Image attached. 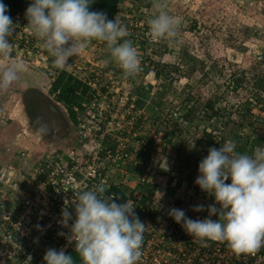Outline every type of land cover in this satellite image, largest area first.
Here are the masks:
<instances>
[{
    "label": "built area",
    "instance_id": "2783aa9c",
    "mask_svg": "<svg viewBox=\"0 0 264 264\" xmlns=\"http://www.w3.org/2000/svg\"><path fill=\"white\" fill-rule=\"evenodd\" d=\"M11 19L15 27L14 35L10 37L14 45L11 54L37 66L51 65L53 58L39 47V41L31 34L25 22V15L19 14ZM142 29L134 31L131 40L137 49L140 66L145 59L139 51ZM148 30L150 34V28ZM148 39L150 42L158 41L149 35ZM93 45L94 50L102 53L105 51L98 44ZM87 49L88 47L72 60L70 58L68 64L71 75L87 84L91 94V98L83 103V111L76 107L79 111L78 135L81 143L46 153L29 168L12 163L0 164V264H43V256L49 248H63L65 253L74 249L75 241L68 239L70 229L60 224L65 203L70 204L78 193L92 190L101 184L107 189L104 195L113 196L117 201V193L113 187H121L128 182L127 174L138 171L140 166L145 169L141 176L143 182L149 183L157 176L160 182L166 183L168 189L164 196H154L151 199L144 200L136 193L128 197L127 201H132L136 215L146 225L143 255L138 264H264V247L254 252L236 253L222 242L209 240L206 245H201L167 215L169 209L177 208L184 210L190 219H204L208 215L207 211L195 212L192 210L193 206L210 205L214 198L202 192L195 184V163L191 164L174 156V164L166 167L168 174H159L162 163L154 157L153 150L164 145L162 134L152 136L148 141L143 140L137 151L129 149L128 138L115 147L105 142L106 136L115 126L121 128L120 111L128 103L131 92L128 90L119 95L117 104L121 106L117 110H109L108 99L113 89L108 77H113V74L103 70L106 66L104 61H96L102 54L95 52L94 57L91 52L88 54ZM115 69L119 75H125L119 65ZM74 72L80 73L77 75ZM137 74L138 72L135 75ZM135 75L127 76L130 79L127 80L131 83ZM262 107L264 108V104L255 109ZM255 109L253 107L251 110L252 117L256 116ZM84 115L86 120L83 119ZM139 115L140 113H133L126 125L131 129L139 125ZM175 117L178 118L179 115L176 114ZM172 123L171 119L166 120L167 125ZM261 123L264 125V118ZM140 129H135L132 135L137 136ZM207 129L213 134L209 148L218 149L227 141L233 142L231 139H224V126ZM192 135L190 134V140ZM257 146H264V140L262 144L250 146L247 153L241 154L251 155ZM208 149L201 147L197 155L206 157ZM235 151L240 153L236 148ZM22 155H26V152H22ZM118 173H121V178H118ZM226 183H230V180ZM70 211L74 216V209L70 208ZM212 219L217 217L213 216ZM60 232L65 235H58Z\"/></svg>",
    "mask_w": 264,
    "mask_h": 264
},
{
    "label": "clouds",
    "instance_id": "9594fccd",
    "mask_svg": "<svg viewBox=\"0 0 264 264\" xmlns=\"http://www.w3.org/2000/svg\"><path fill=\"white\" fill-rule=\"evenodd\" d=\"M94 0H31L25 11L27 26L49 54L56 69L63 70L69 59L80 55L93 40L106 42L110 59L126 76L140 70L137 49L125 37L127 28L118 17L109 20L104 12L90 11ZM148 20L153 40L175 38L178 21L169 14L164 0H154ZM8 8L0 0V57L9 59L15 33ZM123 41V42H121ZM23 62L12 61L0 67V92H7L24 72ZM195 144L190 148H194ZM234 142L211 147L198 165L195 184L214 198V202L193 206V211H207L204 219H190L182 209L171 208L167 215L179 224L195 242L226 243L236 253L254 252L264 247V146L251 155L235 151ZM230 183H226L229 181ZM103 184L77 194L61 212L60 224L69 228V241L82 264H138L146 225L136 215L131 200L117 203L105 196ZM74 209L73 212L70 211ZM215 216L217 219H212ZM71 224L69 225V222ZM58 235H65L63 232ZM31 261V256L28 257ZM43 264H75L62 248H49Z\"/></svg>",
    "mask_w": 264,
    "mask_h": 264
},
{
    "label": "rangeland",
    "instance_id": "374dc122",
    "mask_svg": "<svg viewBox=\"0 0 264 264\" xmlns=\"http://www.w3.org/2000/svg\"><path fill=\"white\" fill-rule=\"evenodd\" d=\"M153 3L154 0H121L119 15L121 17H125L123 15L126 14L129 15L127 16L129 20L127 24L132 25L134 29L135 27H137L136 29L144 28V30L142 29L144 33L148 31V35L151 38L148 30V20L153 12ZM164 3L167 6L169 14L178 21L177 36L172 39L161 38L158 41L150 42L149 39H146L144 34H141L142 42L139 44V51H141L148 63L150 62L149 60L155 59L166 63L177 64L178 66L182 64V66H179L181 67V72H178V74L173 72V77H178L173 82L174 87L177 86L180 88L190 82L192 83L191 85H194L192 86L193 89L199 88L200 94L197 95H200V97L204 99L212 98L217 92V95H220L218 97H221L222 101H226L229 107L231 106L233 109L247 99H253L254 90L251 88L253 87V77L256 72L261 70L264 71V0H254L246 4L238 3L235 0H164ZM25 21L28 23L26 18ZM132 38L133 35H131V40ZM144 39H146L149 44L146 45L145 42H143ZM155 43H160L161 48L155 49ZM87 51L88 54L91 52L92 56L95 55V52L96 54H102L96 58V61H104L106 66L103 70L109 74H113V77H108L109 83L112 85L111 88L113 89L109 94L110 99H113L119 91H128L130 88H134L133 83L127 80L122 81L121 78L128 79L129 77L123 74H120V77H118L119 72L115 69V66L118 64L110 59V53H108V55L106 49L104 51L105 53H102V51L94 50V45L92 44L88 47ZM11 55L15 54L13 53ZM33 64L35 65V63ZM143 65L142 62L140 67ZM35 66V68L40 69H36L40 71L39 73L44 72V69L48 71H52L50 70L51 68L54 69L52 65L48 67L41 66L40 64ZM142 69L143 68H140L138 72L140 73ZM63 70L70 73L69 68H64ZM80 72L74 73L79 75ZM58 74L59 72L56 70L53 71V75L47 74L48 79H51V81H48L53 83L54 80L52 77H57ZM141 74L142 73L139 75L137 74L134 77H143ZM232 75H235L237 79L240 78V81H242V85L237 91L233 90L234 83ZM143 78H145V82L148 81L146 77ZM30 81V84L34 87H39V84L40 86H46V84L38 83L36 77L34 81L33 79ZM122 82H124V84ZM122 87L124 88L122 89ZM174 87H171L173 93L175 90ZM111 96L113 98H111ZM171 96L173 95L171 94ZM16 97L17 96L13 97V102L16 101ZM116 98L117 97L114 98V101H116ZM174 98H176L174 105L176 108L181 101L177 96ZM55 99L57 100L56 95ZM2 100L3 99L0 101ZM118 100L119 97L117 98V101ZM117 101L115 103L116 105ZM115 107L117 110V106ZM253 107L255 109V107L258 106L255 104ZM172 108L173 115H176L177 113L174 114V112H178L177 109L174 107ZM62 109L64 111L62 113H65L64 116L69 115L65 105ZM255 110L256 116L251 117L254 120V124H249L247 122H245V124L243 123L246 129L244 133L247 135L251 134L253 137L255 135L257 137L263 136L264 125L261 123V119L264 118V114H262L264 108L262 107ZM125 111L126 109H123L120 112L124 113ZM83 119L86 120V115L83 116ZM127 121L128 120L125 119L120 120L121 128L115 126L109 133L118 137H123L125 133L131 134L126 135L131 145L134 147H141L143 144V139H141L143 135L147 137V140L145 138L144 141H148L150 138L142 133H138L137 136L132 135L135 131L133 128L131 129L126 125L128 124ZM70 122H72V120ZM73 125L74 124L71 126L70 137L68 138L70 143H68L69 146H76L73 142L79 137L80 126ZM210 125H205L206 129L208 126L210 127ZM166 126V123H162V125L158 127L160 130L157 131L156 134L159 135L160 133L164 136ZM151 129L152 128H150V130ZM202 130L203 129H201L200 132H202ZM141 131H143V127L140 129V132ZM224 134H227V132L224 131ZM68 144L62 143L61 147L66 148ZM185 144L188 145L186 142ZM154 150H158V152L161 153L160 156L166 154L165 148L156 147ZM46 153H52V151H47Z\"/></svg>",
    "mask_w": 264,
    "mask_h": 264
},
{
    "label": "crops",
    "instance_id": "0c3cea01",
    "mask_svg": "<svg viewBox=\"0 0 264 264\" xmlns=\"http://www.w3.org/2000/svg\"><path fill=\"white\" fill-rule=\"evenodd\" d=\"M126 3V2H125ZM130 14V13H128ZM125 17L119 16L120 21L122 24L127 28L128 35L125 37V39L131 40V35H133V30L139 31L140 28L136 29L137 27H134L132 25H128L127 22L129 21L127 19V16L129 15H123ZM143 34H145L143 32ZM123 42V41H121ZM92 44H98L100 47H102L104 50L106 49V53H109V50L107 49L106 42L93 40L90 43L87 44V47H90ZM109 55V54H108ZM19 60L23 62L25 69L22 74H20L19 79L17 82H15L11 89H9L7 92H0V164H15L20 167H26L29 168L34 164V161L40 160L44 155H46L47 151H55L58 149H61L62 143H69L68 138L70 137L71 132V126L74 124L73 122H70L69 115L64 116L62 112L64 104L60 102L57 98L55 99V93H51V87L52 83L51 79H48L47 74L53 75V71L56 69L53 64L52 67L54 69H50L52 71H48L44 69V74L39 73L40 71L36 70L39 68H35L36 66L29 60L20 58L16 55H11L9 59H5L3 57H0V67H5L12 61ZM72 60V58H71ZM155 60V59H154ZM157 61V60H155ZM70 62V60H69ZM164 62V61H163ZM34 67V68H33ZM65 68H69L66 66ZM143 69L140 71L142 73L141 75L143 77H146L148 81L145 82V78L139 76V78H134V80L131 81L133 83L134 88H130L129 91V101L124 107L126 111L124 113H121V118H124L125 120H130V116L133 113H140L139 117L137 119L139 120V125H136L134 130L137 128H142L143 131H139V133L145 134L147 136L152 137L154 134L157 133V131L160 130L158 128L162 125V123H166V120L171 119L174 123L171 125L166 126V132L164 134V148L166 149L164 155L160 156L161 153L158 152V150H154L153 155L160 161L161 166L163 168H160L159 174L161 176L167 175L168 170L166 167H170L174 164L173 157L176 156V150L178 149L179 145L181 144V141L185 139L184 135L182 134L183 131H185V127L183 122H181L180 125H177L178 118H176V115H173V108H175V99L174 93L171 90L172 86H169V78L165 76H157L156 71L154 68L152 69L150 67L143 66ZM40 70V69H39ZM42 71V70H41ZM57 72L61 71L60 69H56ZM64 71V70H63ZM195 72V71H194ZM39 73V75H38ZM138 72V75L140 74ZM70 74V73H69ZM36 77L38 79V83L46 84V86L42 85L39 87H34L30 84V80ZM120 77V75H119ZM141 77V78H140ZM54 76L52 79L54 80ZM122 78V81L127 80V78ZM129 79V78H128ZM231 79V77H230ZM49 80V81H48ZM128 81V80H127ZM164 82L167 84V86H164ZM124 84V82H122ZM192 83H186L182 87H177L173 85L174 91L176 92H183L186 95H190L193 99L192 101L187 102H180L179 106L176 107L178 112L177 113L180 116H188L186 124H192L193 126L201 125L202 132L204 133V129L206 132H208V129L204 128L203 122L207 121L208 125L212 129H215L213 127L214 121H208L206 117V113H208L209 105L208 102L215 98L218 93L214 94L212 98H201L199 88H192ZM124 87H122L123 89ZM252 88V87H251ZM37 90V93L47 100V103L49 104V107L56 109L57 111H60L61 114H63L64 122L63 127H59L58 124L55 126H48L50 129H43L39 127H35L31 123V119L29 118V115H27L25 111V104H24V96L27 95L29 92ZM125 91H119V93H115V97H119V95H123ZM164 93L163 101L164 103V109L160 110L158 108V105L156 103V100L159 99V94ZM54 94V95H53ZM171 94L174 96H171ZM21 95V96H20ZM216 95V97H215ZM16 97V101L13 102V97ZM114 97V98H115ZM111 98H113L111 96ZM113 99H110L109 95V110L116 109L115 106L120 107V104H115L117 101H114ZM180 100V99H179ZM181 101V100H180ZM15 103V104H14ZM220 104V103H219ZM252 110V109H251ZM205 113V114H204ZM182 117V118H183ZM120 120H124L121 119ZM167 118V119H166ZM127 121V122H128ZM228 125L230 126V129L237 130L240 135H247L244 133L246 129L244 127L241 128V124L236 123L235 121L229 122ZM239 125V126H238ZM73 126H76L75 124ZM227 126V125H226ZM149 128V129H148ZM150 128H152L150 130ZM209 128V126H208ZM231 131V130H230ZM232 132V131H231ZM233 133V132H232ZM152 134V135H151ZM160 134V133H159ZM127 133L123 135V137H118L113 134H108L105 138V142L109 146H116L120 141L126 140L128 138ZM157 135V134H156ZM183 135V136H182ZM147 140V137L143 135V138ZM78 139V138H77ZM129 140V139H128ZM145 140V141H146ZM77 141V140H76ZM73 143H77V142ZM129 149L132 151H137L139 147H134L131 145V142L129 140ZM70 144V143H69ZM68 144V146H69ZM161 146V148L163 147ZM188 150H190L192 144L188 145ZM67 148V147H66ZM159 148V147H157ZM22 152H26V155H22ZM140 155H143L142 152H140ZM159 155V156H158ZM204 157L197 158L196 161V167H197V173L198 176V165L199 162ZM160 165V164H159ZM138 168V167H137ZM140 169H137L138 171L130 172V174H127V180L128 182H125L121 185V188L125 191L126 195L129 197L133 193H136L140 198L145 199H151L154 196H164V192L168 189L166 188L165 182H160L156 178L152 179L151 182L145 183L141 180V176L145 173V169L140 166ZM121 173H118V178H121ZM159 176V175H158Z\"/></svg>",
    "mask_w": 264,
    "mask_h": 264
},
{
    "label": "trees",
    "instance_id": "16d2710c",
    "mask_svg": "<svg viewBox=\"0 0 264 264\" xmlns=\"http://www.w3.org/2000/svg\"><path fill=\"white\" fill-rule=\"evenodd\" d=\"M2 2L7 6L8 12L7 15H9L11 18L16 15H25V11L29 4L31 3V0H2ZM121 8V0H94L93 3H91L89 10L90 11H100L104 12L109 20H113L115 17L119 18ZM26 22V21H25ZM27 23V22H26ZM134 34V31H132ZM144 32V31H143ZM146 36V39H148V34H144ZM144 39L145 44L147 45V41ZM157 48H161L160 43H155ZM162 55V54H160ZM149 58V57H148ZM148 63L147 59H143L144 66H151L156 71L157 76H165L169 78V86L174 85V81L178 77H173V72L177 73L181 72V65L172 64V63H166L163 61H155V60H149ZM148 63V64H147ZM191 64V62H190ZM195 68V67H193ZM56 70V69H55ZM194 72V71H193ZM191 73V72H189ZM233 76V90L237 91L239 87L242 85V81H240V78H236L235 75ZM243 77V76H241ZM244 78V77H243ZM164 86H167V84L164 82ZM252 90L254 98L247 99L245 102L240 103L238 106L235 107V109L229 107L228 103L226 101H222L221 97H216L215 100H211V102H208L209 111L206 113V117L208 121H214L213 127L216 129L218 126H224V131L227 132V134H224V139L228 140L231 139L235 145L237 146L236 149L240 153H247L248 148L250 146H256L262 144L264 140L263 136H252L251 134L248 135H240V133L235 129H230V126L228 125L229 122L235 121L236 123L241 124V128L244 127L243 123L245 122L249 124H254L251 114V109L253 108V105L259 106L260 104H264V71L256 72V74L253 77V83H252ZM258 90V91H257ZM177 91V90H176ZM174 91V95L177 96L181 100V102H187L192 101L190 95H186L183 92H176ZM51 93H55L58 100L62 102L68 110L69 116L72 120V122L78 126L79 120H78V113L79 111L76 110V107L80 110H84L83 103L86 99L91 98V94L89 92V86L85 83H83L78 78H75L73 75L69 74L66 71H59V74L57 77L54 78V81L52 83L51 87ZM160 100H156V103L159 104L158 108L160 110H165L164 108V102L163 100L164 93H161L158 95ZM220 103V104H219ZM180 116L178 117L177 125H180L181 122L185 123V131H183V135L185 139L181 141V145L176 150V156L179 158V160H185L188 161V163H195L197 161L198 155L197 151L201 147H204L205 149H208L210 144L212 143L213 134L206 132L204 129V133H200L201 125L193 126L192 124H186V120L188 116ZM167 119V118H166ZM182 119V120H181ZM238 121V122H237ZM174 123V122H173ZM204 128L205 125H208L207 121L203 122ZM227 125V126H226ZM239 126V125H238ZM253 126V125H250ZM249 126V127H250ZM233 132H231V131ZM192 135V140H190V135ZM182 135V136H183ZM79 139V140H78ZM77 143L79 144L80 138L78 137ZM79 141V143H78ZM185 142L188 143V145L193 143L195 144L194 148H191L188 150V145L185 146ZM197 168V167H196ZM113 190L117 193V203H123L128 200V196L126 195L125 191L121 187H113ZM66 254L71 255L73 257V260L75 261V264H82V261L80 260V257L78 254L74 251V249H70L66 252Z\"/></svg>",
    "mask_w": 264,
    "mask_h": 264
},
{
    "label": "flooded vegetation",
    "instance_id": "af4514ba",
    "mask_svg": "<svg viewBox=\"0 0 264 264\" xmlns=\"http://www.w3.org/2000/svg\"><path fill=\"white\" fill-rule=\"evenodd\" d=\"M38 93L37 90H33L24 96L25 111L27 115H29L32 125L43 128L44 130L47 129L48 126H56L57 124L60 128L63 127V114L49 107L47 100Z\"/></svg>",
    "mask_w": 264,
    "mask_h": 264
},
{
    "label": "water",
    "instance_id": "95a60500",
    "mask_svg": "<svg viewBox=\"0 0 264 264\" xmlns=\"http://www.w3.org/2000/svg\"><path fill=\"white\" fill-rule=\"evenodd\" d=\"M235 1H237L238 3H241V4H246V3L252 2L254 0H235Z\"/></svg>",
    "mask_w": 264,
    "mask_h": 264
}]
</instances>
